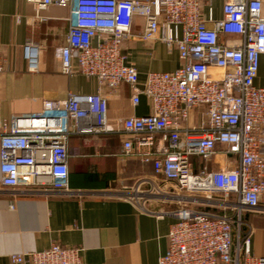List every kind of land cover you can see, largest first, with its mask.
Wrapping results in <instances>:
<instances>
[{"label":"built area","instance_id":"obj_1","mask_svg":"<svg viewBox=\"0 0 264 264\" xmlns=\"http://www.w3.org/2000/svg\"><path fill=\"white\" fill-rule=\"evenodd\" d=\"M27 0L37 19L53 6L70 12L61 73L96 79L99 92L45 101L42 113L4 120L0 100V172L14 191L68 196L70 140L127 135L122 156L151 164L178 209L169 247L158 264H264L252 251L247 213L264 212V87L256 86L264 56V0ZM144 26L133 32L136 19ZM209 25H212L211 28ZM139 40L176 49L181 65L147 72L129 65L126 43ZM29 71L37 55L25 48ZM6 61L0 54V80ZM216 73V74H212ZM128 86L134 108L145 99L150 114L133 115L112 130L108 89ZM194 113L198 117L194 119ZM195 163L203 166L197 170ZM211 163H229L212 171ZM171 184V186H170ZM82 249L53 244L13 255L12 264H83Z\"/></svg>","mask_w":264,"mask_h":264},{"label":"crops","instance_id":"obj_2","mask_svg":"<svg viewBox=\"0 0 264 264\" xmlns=\"http://www.w3.org/2000/svg\"><path fill=\"white\" fill-rule=\"evenodd\" d=\"M214 4L216 18L221 19L223 2ZM41 16L42 21L27 0H0V54L6 61L0 80L4 120L42 113L45 101L99 92L96 79L61 73L60 49L69 35V10L53 6ZM143 26V19H136L133 32L140 34ZM26 46L37 55V73L29 71ZM126 52L142 82L152 69L173 71L181 65L176 49L165 45H158L151 57L150 44L132 40L126 43ZM256 86L264 87V56ZM103 93L112 130L121 129L133 115L150 114L145 99L132 106L128 86L119 95L108 89ZM127 137L114 133L71 137L70 188L81 195L14 191L2 186L0 172V264H12L13 255L43 252L55 243L81 248L83 264H158L168 250V235L176 222L172 213L178 204L167 196L172 189H163L165 183L151 164L121 155ZM228 164L211 163L208 168L217 171ZM202 166L195 163L197 170ZM245 220L253 229V253L264 257V212L247 213Z\"/></svg>","mask_w":264,"mask_h":264}]
</instances>
